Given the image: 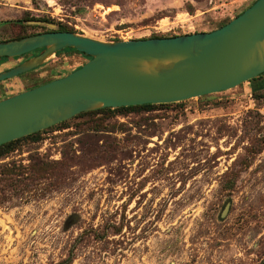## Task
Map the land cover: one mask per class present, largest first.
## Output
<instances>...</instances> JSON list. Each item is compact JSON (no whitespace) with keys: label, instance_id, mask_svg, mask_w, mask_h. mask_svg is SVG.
Here are the masks:
<instances>
[{"label":"rangeland","instance_id":"obj_1","mask_svg":"<svg viewBox=\"0 0 264 264\" xmlns=\"http://www.w3.org/2000/svg\"><path fill=\"white\" fill-rule=\"evenodd\" d=\"M253 1L0 0V41L63 25L104 41L211 31ZM85 60L54 54L1 81L0 99ZM170 104L71 117L1 157L0 264H264V90Z\"/></svg>","mask_w":264,"mask_h":264},{"label":"water","instance_id":"obj_2","mask_svg":"<svg viewBox=\"0 0 264 264\" xmlns=\"http://www.w3.org/2000/svg\"><path fill=\"white\" fill-rule=\"evenodd\" d=\"M67 48L86 60L63 76L0 99V145L81 112L180 102L264 73V0L211 31L104 41L52 30L0 42V57L7 59L42 49L1 71L0 82Z\"/></svg>","mask_w":264,"mask_h":264},{"label":"trees","instance_id":"obj_3","mask_svg":"<svg viewBox=\"0 0 264 264\" xmlns=\"http://www.w3.org/2000/svg\"><path fill=\"white\" fill-rule=\"evenodd\" d=\"M196 1H201V0H196ZM254 1H255V0H254ZM254 1H253V2H254ZM253 2H252V3H253ZM187 6H188L189 9L191 8V5H190V4H187ZM190 10H191V9H190ZM237 15H238V14H237ZM237 15H235V16H237ZM229 20H230V19L225 20V21H223V22H220V23L216 26V28H218V27H220V26L226 24ZM216 28H215V29H216ZM58 30H60V31H74L72 28H69V27H67V26H65V25L60 26V27L58 28ZM36 34H37V33H36ZM32 35H34V34H32ZM26 36H28V35H26ZM166 36H167V35H166ZM166 36H163V35H153V36H151V37H166ZM169 36H170V35H169ZM172 36H174V35H172ZM21 37H23V35H22V36H19V37H16V38H13V39H18V38H21ZM4 41H7V40H2V41H0V42H4ZM41 51H42V49H37V50L33 51L31 54H32V55H35V54H38V53L41 52ZM61 52H77V51H75V50L72 49V48H67V49H64V50H62V51L57 52V54H60ZM78 53H79V52H78ZM80 54H81V53H80ZM6 60H7L6 57H0V62H2V61H6ZM23 74H24V73H23ZM23 74H20V75H18V76H22ZM263 77H264V73H262V74H260V75H258V76H256V77H254V78L248 80V82H250V84H251V90H252V92H253L254 94H260V92H261L262 90H264V84H261V85H256V84H255V81H256V80L261 79V78H263ZM49 80H51V79H49ZM49 80H45V81H42V82H40V83H35V84H33V85L27 87L26 89L32 88V87H34V86H37V85L42 84V83H44V82H46V81H49ZM5 97H7V95H6V96H3L2 98H5ZM2 98H1V99H2ZM170 105H171L170 103H165V104H142V105L122 106V107H116V108H100V109H96V110H92V111L81 112V113H79V114L73 116L72 118H75V117H76V118H77V117H84V116H89V115H102V116H106V117H111V116H114V115H124V116H125L126 114H128V113H130V112H133V111H138V110H147V111H148V110H153V109H155V108H159V107H163V106H170ZM65 127H68V119L65 120V121L59 122V123H57V124H55V125H52V126L46 128V129H43V130H41V131H37V132H35V133H32V134H29V135H26V136L20 137V138H18V139H15V140L9 141V142H7V143L1 144V145H0V158H1V157H4V156H6L8 153L14 151V150L16 149L17 145H18L19 143H21L22 141L30 140V141H33V142H37V141H39V140L42 139V137H41V134H42V133H44V132H46V131H48V130H55V129L65 128ZM39 163H42V162H39ZM13 167H14V165H13L12 167H10V168H13ZM9 171H10V172H14V173L17 172V171H15V170L13 171V169H10ZM2 172H3V171H2ZM3 174H5V173L3 172ZM8 175H9V174L5 175L6 178H8ZM2 179H3V178H2ZM2 179H0V180H2ZM70 256H71V255H70ZM71 261H72V258L68 256V257L64 258L63 260H61L60 262H58V263H56V264H70Z\"/></svg>","mask_w":264,"mask_h":264}]
</instances>
